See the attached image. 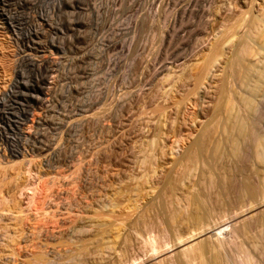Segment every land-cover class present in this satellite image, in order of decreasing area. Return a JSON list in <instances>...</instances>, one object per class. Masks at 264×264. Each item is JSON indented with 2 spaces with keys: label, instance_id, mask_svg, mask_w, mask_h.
<instances>
[{
  "label": "rangeland",
  "instance_id": "374dc122",
  "mask_svg": "<svg viewBox=\"0 0 264 264\" xmlns=\"http://www.w3.org/2000/svg\"><path fill=\"white\" fill-rule=\"evenodd\" d=\"M245 2L247 3L246 0H0V201H2L0 204L7 206L3 208L0 205L3 208L0 207V212L6 209V211H11L10 207L14 210L18 207L17 212L23 209L22 214L20 213V222H14L15 224L12 222L10 225L12 230L14 226L28 232V236L21 239L22 241H14L9 246L0 244V264H119V262L131 264L135 259L143 261L142 264H159V260L170 257L174 264H185L181 254L183 248L191 243L196 244L206 240L208 235L200 237L201 234H198V230L197 232L192 231L186 222L163 226L165 217L162 214L163 211L158 213L160 211L158 209L163 210L162 203L167 202L170 198L169 193L171 192L168 193V190L175 185L177 188L181 185L184 189V187L187 188L188 185L198 183L200 180L199 184L202 188V185L208 186L207 182H210L211 178L214 179L215 189H213L215 191L220 182L222 184L233 183L231 187H227V189L230 187V192L225 190L227 185L220 183L221 188H225L222 189L220 196L227 195H223V190L229 192L230 194H228L231 196L235 194L234 198L227 195L230 199L225 196V200L223 197L224 202L220 199L222 197L217 198L221 189L218 188L217 195L215 194L217 190L216 192L213 189L209 191L214 192V196L209 194L210 202L213 200L215 202L207 203L208 209L219 201L216 208L223 204L221 208L216 209L220 213L211 207L215 212H211L213 211L211 210L209 215L214 213L215 216L213 215L214 218H211L212 215H210L209 220L212 219L210 220L213 222L212 224L228 221L232 215L241 213V208H244L245 205L244 202L249 204L250 200L248 201L245 197L244 201L243 197L238 199L241 198L238 196L242 195L237 194L240 193V185L248 180L247 176H253L252 174L255 172L252 167L253 163L249 167L254 172L252 173L250 168L246 167V169L249 168L247 171L252 174L245 172L246 179L241 184L239 179L242 178L241 181H243L245 177L239 178L237 170L232 171L238 176V178L236 177L238 180L235 179L237 182L234 179L232 180L235 182L227 179L229 176L230 178L234 177L231 170L238 167L235 164L241 165L235 159L234 166L232 165L234 157L229 156L227 144H225L228 146H226L227 148L224 145L217 148V150L222 147L226 148L219 151L222 152L220 153L222 154L220 155L221 159L218 158L220 156L217 155L216 146L212 144L213 151L212 148H209L211 146L206 149L208 152L204 155L208 161L206 162L207 167L210 168V172L213 170L211 173L216 174H213L214 176L205 173L209 169L204 168L206 163L201 165L204 162L202 161L205 159L204 156H201L202 159L199 161L201 163L198 162V167L194 162L193 167L199 168H195V170L192 167L196 172H193L189 162L195 153L193 150L196 149L195 144L199 140L198 136L201 135L203 126L208 123L206 118L209 119L214 114L212 110L216 101H213V98L215 97L214 99L218 101V96L215 95L218 93L215 91L219 84L220 74L225 73L226 76L222 74V77L226 78L229 76V80L223 77L221 81L228 80L230 86L235 88L234 92H243L249 87L246 85L247 82L241 81L242 77L246 78L244 73H247L245 67H247L246 64H249V60L246 59L248 61L246 62L244 56L242 58L239 55L241 54L239 51L247 39L243 35L244 33L241 35L242 32H239L238 35H235L233 31L236 29H231L236 27L234 26L236 19L238 22L239 17H243L240 12L242 9L244 12L246 11L244 10L247 7ZM93 4L96 9L95 13L89 11L90 7H94L91 6ZM242 14L244 15V13ZM261 55L262 62H264V52H260L259 56ZM16 58H19L17 63H15ZM212 58L214 59L213 67L211 65L208 78L206 77L207 81L210 79L207 83L209 88H206V79H204L205 82L202 80L206 85H200L202 92L197 89L201 92H197L198 96H195L199 101L188 96V100L190 98L192 101L189 100L190 104L186 102L189 108L184 102V106H181L182 103L179 105L176 101L178 97L181 96L180 98L184 100L185 97L187 99L184 94L188 90L190 93L196 92L192 86L197 84V77L201 75L206 62ZM235 58L240 63H242L241 61L246 63H242L244 69L240 67L241 64ZM179 59L181 61L177 62L176 60ZM259 59L260 57L253 60L254 62L252 61L256 64V69L259 67ZM34 61H39L42 70L36 67ZM230 61L231 63L237 61V65H227ZM259 62L261 61L259 60ZM181 63H183L181 65L183 67L180 66ZM235 65L238 69L240 67L242 72L236 71L237 68L231 69ZM261 65L264 63H261L260 67ZM165 66L167 69L171 66V70L165 69ZM164 70L165 72H163ZM232 70L243 74V76L236 74L237 77L233 74L235 71ZM155 71L160 72L156 73ZM182 71L184 73L181 74ZM228 71L229 73L233 72L231 78L234 81L230 79ZM175 72L183 75L184 79L178 75L182 79H180L181 82L178 80L180 83L176 79L178 77ZM173 74L176 75H174L175 80L172 79ZM211 74L214 75V80ZM168 75L170 77H167ZM186 75L188 80H185ZM163 76L177 81L176 85L171 81L173 83L170 86L175 87H170V89L168 84L170 80H166ZM240 76L242 77L239 78ZM190 77L191 79H189ZM45 78L48 80V85H45ZM238 78L243 84H238V80L235 82ZM161 80L166 81L168 85ZM183 80H185L184 83ZM212 81L218 82L214 83V86L216 85L214 88L210 87ZM232 82L241 88L243 86L247 88H242L240 91V87H237L236 84L231 85ZM177 86L178 90L181 87L184 89L178 91ZM172 88H175L176 92H173ZM171 91L174 95L168 93ZM194 92L191 94L193 95ZM237 92L235 95L238 98H243V95L247 96L248 94V91H245L243 95H240L239 92L237 94ZM165 94L166 96H164ZM172 95L175 101L171 100L173 99ZM168 101L174 103L171 104ZM178 101L180 103V100ZM211 101L214 102H212L213 106L208 105V102L211 104ZM175 103L183 109L186 106L188 110H186L187 108L184 110L187 113L179 106L178 110H180L174 112L173 110L177 107H172V105ZM191 103H196V106H190ZM201 103H204L202 106L207 105L204 107L206 110L201 106ZM90 106L91 108H89ZM181 110L184 112L183 117L181 113H179L180 116L178 115ZM187 115L191 118L189 119ZM196 115L198 116L196 117ZM207 115L208 117H206ZM180 119L186 121L185 125ZM209 120L212 121L213 117ZM191 123L196 125L193 127ZM179 127L182 128L181 131ZM199 128H201L200 132H198ZM217 133L220 134V132ZM212 138H215L214 135ZM217 138L213 140L217 142ZM210 140L209 142L213 141ZM221 140L223 138L219 141L221 142ZM209 142L206 144L210 145ZM221 144H224L223 141ZM16 147L23 155L16 154L14 151ZM190 152L192 155L189 160ZM213 152H216L215 156H217H213L217 159L212 156ZM251 152L249 150L247 154L252 157ZM206 155L215 160L206 157ZM199 158L195 160L198 161ZM192 160L194 161V159ZM149 162L152 165H148ZM151 166L152 168H150ZM200 169L201 172L205 171L203 174L206 177L208 175L207 178L201 177L204 175H201ZM150 172L152 175L149 174ZM225 174L226 177L228 175L227 178L224 177ZM262 174L256 173L254 177L257 179L256 176L261 175L260 177H262ZM222 176L227 179H225L226 182H230L226 183L225 180L220 179ZM251 179L253 178H249L248 181L252 182ZM204 181H207L205 182L207 184ZM142 182L146 184L147 189L151 186L152 194L151 191L143 190ZM139 183L141 186L138 185ZM147 184H150L149 187ZM193 184L190 185V188L188 187L190 190ZM196 186H194L195 191L192 188L193 192L191 191V193L201 191ZM233 186L236 187V190L233 189L234 191L232 190ZM139 188L143 192H139L141 197L137 194L138 198H142L136 200H139L138 203L135 201L137 197L134 199L137 196H134V192H137ZM186 188L181 191H186ZM34 189L37 191L33 192ZM189 189L187 191L190 192ZM203 189L207 190L208 187ZM32 192L36 194V203L34 202L35 204L33 203L30 207L31 204L29 205L26 200H29ZM144 192H150V194L148 193V196L146 193L145 196L141 195ZM165 192L169 198L165 194L162 195ZM160 194L163 198L166 196L165 200L167 201L161 203V200L164 199H161L162 196L160 198ZM213 197L219 201L217 200V202ZM236 197H238L237 200H235ZM111 198L116 201L118 199V201ZM143 198L150 199L145 201ZM129 200H134L138 206L131 204ZM150 200L152 204L154 201L155 205L158 201V205H156L159 206L158 209H153L155 205L150 207ZM232 200L238 201L236 204L241 208L236 207ZM240 200H242L241 203ZM109 201L111 202L109 203ZM141 201L150 205L143 204ZM128 202H130L129 206L132 205L130 210L127 209L129 208ZM254 202L250 203V205L252 204L251 208L246 204V208L242 212L248 211L247 207L251 210L255 205ZM119 203L121 204L119 205ZM140 203L145 206L142 207L139 205ZM27 204L30 208L27 207ZM14 205L17 207L14 208ZM118 208V213H115ZM149 208L150 210H148ZM133 209L136 211L140 209L144 212L148 210L151 212L150 217H148V212L144 213L139 210L140 213L138 211L136 213ZM152 209L153 211H151ZM223 209L224 211H222ZM231 209H235L236 213L231 215ZM152 212H155L159 217L155 218L157 216ZM140 214H147V218L144 215L145 219ZM137 218H143V220ZM116 225L117 227L118 225L122 226L121 241L118 243L120 248H123L120 249L121 255L118 254L119 252H116L117 254L106 252L104 255L91 244V246L88 244V248L85 250H82V247L79 248L80 244L88 242L87 239H93L91 237L98 231H104L106 235H110ZM72 229L79 230L74 233ZM80 230L84 232L80 233ZM163 233L166 234L165 237L170 242L169 252H163L151 261L149 259L151 257L150 244L154 241L157 245L158 237ZM191 233L194 234V237L188 239ZM176 234L181 236L182 241L173 245L180 241L175 239ZM163 264H168V262L165 261Z\"/></svg>",
  "mask_w": 264,
  "mask_h": 264
},
{
  "label": "bare ground",
  "instance_id": "6f19581e",
  "mask_svg": "<svg viewBox=\"0 0 264 264\" xmlns=\"http://www.w3.org/2000/svg\"><path fill=\"white\" fill-rule=\"evenodd\" d=\"M197 1V0H196ZM247 1V3L245 4V6H247V7H245V8H247V9H245L244 8V10H246L245 12L243 11V9H242V12H240V14L243 16V17H241L240 15V17H239V21L237 22V20L238 19H236V25H234V26H236L235 28H231V29H236L237 31H238V33H237V31L235 30V31H233L234 33H235V35H238L239 34V32L241 33V35L243 34L245 37H246V39H247V41H246V43L243 45V47L240 49V53L241 54H239L242 58H243V56H244V61H246V59L247 60H249V62L248 61H246V62H248L249 64H246L245 62H243V61H241L242 63H245L246 64V66L247 67H245L246 69H247V73H244V75H246L245 77L247 78H244V77H242L243 76V74H238L239 72H236V71H241L240 69L241 68H243L244 69V67H242V63H240L236 58V60L238 61V63L239 64H241V68L239 67V69L237 68V61L236 62H232L231 63V61L229 62V64H227V65H230V64H236L235 65V67H231V69L232 68H237V70L235 71V70H232V71H235L234 73L233 72H230L229 73V71L227 72V73H229L230 74V79H232L231 77V74L233 73V74H238V76L239 75H242V76H240L239 78H241L242 77V79H241V81L243 80V81H245V83L247 82V87H248V85H249V87L247 88L246 86H245V88H247V90H245V91H248V94H247V96L246 95H243V93L245 92V91H243V92H239V94L240 95H243L244 97L242 98V97H237L236 95H235V92H237V91H235L234 92V90H235V88H233V87H231L230 86V83H229V76L226 78L225 76H226V74L225 73H222L223 75L225 74V76H223V77H225L226 79H228V80H222L221 81V78H223L222 77V74H220L221 75V77H219V84H217L218 82H213L212 81V84H211V82H210V87L211 88H214V87H216V85L214 86V83L215 84H217V90L215 91V92H217L218 93V95L217 94H215V92L213 91V93L216 95V96H218V101L216 100V99H214L213 98V101L215 100L216 102H215V104H214V109L212 110L213 111V115H212V117H213V120L212 121H210L209 119L211 118L212 119V117H210L209 119L208 118H206L207 119V121H208V123H206L205 125L206 126H203V129L201 130V128H199V131L198 132H200V130H201V132H200V136H198V139L199 140H197L196 142H197V144H195L196 146V149L195 150H193L195 153H193V158L192 159H194V161L191 159V152L189 153V160H190V162H189V164L191 163V168L193 167V165L195 164L194 162H196V165L195 166H197L198 165V162L199 161H201V156H204V158H205V155L204 154H207L206 152H208V150L206 151V149H208V146H211V147H209L210 149L212 148V151H213V149H214V147H213V145L214 146H216L215 148V150H216V152L218 151H221V150H224V149H226L228 146H229V149H227L228 150V152H229V156L231 155L232 157H234L233 158V160H232V165H233V163H235V161L237 162V163H240L241 165L239 166V164H235V165H237L238 167H234V168H238L239 169V171H238V169H234V168H232V170H231V172L232 171H235V170H237V172H238V176H239V178L240 177H245L244 179H243V181H241V179L242 178H240L239 179V181H240V183L241 182H244L245 181V179H246V173L245 172H247V174L249 173L247 170H249V166H250V164L251 163H253V165L255 166H253L252 165V167L254 168V170H255V172L259 175V174H262L263 172H264V65H261V67H260V64L262 63H264V62H262V59H263V57H262V55L261 56H259V54H260V52H264V0H246ZM189 2V1H188ZM197 3V2H196ZM199 3V2H198ZM197 3V4H198ZM91 6H94V4L93 5H91ZM72 8V7H71ZM185 8V7H184ZM183 9V8H182ZM96 9H95V6L94 7H90V10L89 11H91V12H94ZM9 11V10H8ZM182 11V10H181ZM191 11V10H190ZM81 13V12H80ZM88 13V12H87ZM95 13V12H94ZM242 13H244V15L242 14ZM28 14V13H27ZM97 15V14H96ZM80 16V15H79ZM82 20V19H81ZM80 20V21H81ZM96 21V20H95ZM10 22V21H9ZM34 22V21H33ZM79 22V21H78ZM94 23V22H93ZM101 24V23H100ZM85 26V25H84ZM106 26V25H105ZM95 27V26H94ZM111 28V27H110ZM70 31V30H69ZM108 31V30H107ZM76 32V31H75ZM110 32V31H109ZM167 33H169L168 31H166ZM233 33V34H234ZM95 35V34H94ZM52 40H54V39H52ZM123 42V41H122ZM245 42V41H244ZM116 46V45H115ZM114 46V47H115ZM21 49V48H20ZM15 50V49H14ZM57 54V53H56ZM216 54H218V53H216ZM215 54V55H216ZM178 55V54H177ZM237 55H238V53H237ZM238 55V56H239ZM15 57H16V55H14ZM21 56V55H20ZM37 56V55H36ZM239 56V57H240ZM260 57V61L261 62H259V60H258V64H259V67L256 69L255 67H256V64H254V63H252V61L253 60H256L257 58H259ZM264 56V55H263ZM22 57H24V56H22ZM240 57V58H241ZM173 58H175V57H173ZM180 58V57H179ZM216 58V57H215ZM217 58H218V56H217ZM238 58V57H237ZM241 58V59H242ZM256 58V59H255ZM19 59V58H18ZM17 58L15 59V63H17V61L19 62V60H18ZM30 59V58H29ZM157 59V58H156ZM235 59H233V60H235ZM239 59V58H238ZM241 59H239V60H241ZM28 60V59H27ZM211 60V61H210ZM250 60H251V62H250ZM173 61V60H172ZM177 62H179V61H181L180 59L179 60H176ZM213 61H214V59L212 58V59H209V61H207L206 62V64H205V67L203 68V70H202V72H201V75L199 76V77H197V84H196V82H194L196 85H194V83H193V85L194 86H192V88H194L195 90H196V92H194V91H192V90H194V89H190L192 92L191 93H193L194 92V94L192 95L191 93H190V91L188 90V92L186 93V94H184V96H187V99H186V97L184 98V100H183V98L181 99L180 97H178V99H176V101L178 102V104L180 105L181 103L183 104V102L186 104V106H188V108H189V105L188 104H190V103H188L189 102V100L191 101V99L189 98V100H188V96L189 97H191L192 99H194L195 98V100L197 101V99H196V97L195 96H198V94H197V92H202V89H200L201 88V86L200 85H203V84H205V83H203V81L205 82V80L204 79H206V77L208 76V72L211 70V65H212V67H213ZM218 61V59L216 60V62ZM264 61V60H263ZM39 62V61H38ZM38 62H35L34 61V64L36 65V67H39L40 68V64L38 63ZM93 62V61H92ZM157 62V61H156ZM216 62H214V64H216ZM254 62V61H253ZM15 63H12V64H14L15 65ZM33 63V62H32ZM90 63V62H89ZM11 64V63H10ZM88 64V63H87ZM91 64V63H90ZM164 64V63H163ZM165 64H166V61H165ZM172 64V63H171ZM179 64V63H178ZM238 64V65H239ZM41 65H42V63H41ZM154 65V64H153ZM169 65V64H168ZM176 65H177V63H176ZM181 65H183V63H181L180 64V66ZM255 65V66H254ZM17 66V65H16ZM44 66V65H43ZM188 66V65H187ZM225 66V65H224ZM232 66H234V65H232ZM22 67V66H21ZM107 67V66H106ZM171 67V66H170ZM169 67V69H167V67L165 66L164 68L165 69H167V70H171V68ZM172 67H174L173 65H172ZM177 67H179V66H177ZM181 67H183V66H181ZM228 67V66H227ZM31 68V67H30ZM38 68V69H39ZM185 68V67H184ZM187 68V67H186ZM185 68V69H186ZM229 68V67H228ZM38 69H36V70H38ZM44 69V68H43ZM114 69V68H113ZM174 69V68H173ZM172 69V70H173ZM175 69H176V67H175ZM174 69V70H175ZM179 69V68H178ZM242 69V70H243ZM245 69V70H246ZM14 70V69H13ZM40 70H42L41 68H40ZM110 70V69H109ZM244 70V72H246ZM32 71V70H31ZM180 71H181V69H180ZM180 71H179V73H180ZM183 71H184V69H183ZM181 72V74L182 73H184V72ZM226 71H227V69H226ZM225 71V72H226ZM231 71V70H230ZM85 72V71H84ZM156 72V71H155ZM160 72V71H159ZM159 72H156V73H159ZM163 72H165V70L163 71ZM174 72V71H173ZM242 72V71H241ZM106 73V72H105ZM171 73H172V71H171ZM176 73V72H175ZM22 74V73H21ZM91 74V73H90ZM166 74V73H165ZM168 74V73H167ZM177 74V76L175 75V74H173V77H174V75L176 76V77H178V73H176ZM185 74H187V73H185ZM213 74V73H212ZM211 74V75H212ZM229 74H227V75H229ZM25 75V74H24ZM159 75H161V74H159ZM169 75H170V73H169ZM167 76V77H170V76ZM28 76V75H27ZM98 76V75H97ZM172 76V75H171ZM190 75L188 74V77H189ZM216 76V75H215ZM234 76V75H233ZM237 76V75H236ZM236 76H234V77H236ZM237 76V77H238ZM34 77V76H33ZM164 78H165V76H163ZM163 77H161L162 79H164ZM172 77V79H174L175 80V78L176 77H174L173 78ZM179 77H181V78H183V75H179ZM178 77V78H179ZM186 77H187V75H186ZM188 77L187 78H185V80L187 79L188 80ZM214 77V75H212V78ZM236 77V78H237ZM32 78V77H31ZM47 78V77H46ZM45 78V85H48L49 83H48V80ZM98 78V77H97ZM176 78L177 79V81L178 80H180L181 78ZM208 78V77H207ZM236 79L235 80V82L238 80L239 81V83L238 84H243V83H241V81H240V79ZM42 79V78H41ZM166 80L168 79V80H170V83L168 82V84H169V88L170 87H175V86H170V84L172 85V83L174 84V85H176L177 83V81L175 82L174 80H172L171 78L169 79V78H165ZM164 79V80H165ZM184 79V78H183ZM189 79H191V77L189 78ZM216 79V80H217ZM245 79V80H244ZM12 80V79H11ZM162 81V82H166V81ZM182 80V79H181ZM181 80H180V82H181ZM185 80H183V83H184V81ZM203 80V81H202ZM210 80V79H209ZM208 80V81H209ZM212 80V79H211ZM213 80H214V78H213ZM215 80V81H216ZM217 80V81H218ZM233 80V79H232ZM13 81V80H12ZM34 81V80H33ZM171 81H173V82H171ZM206 81H207V79H206ZM206 82V84L207 83H209V82ZM220 81H221V83H220ZM228 81V82H227ZM234 81V80H233ZM242 81V82H243ZM248 81H249V83H248ZM41 82V81H40ZM162 82H161V84H162ZM179 82V81H178ZM179 82V83H180ZM235 82H232L231 83V85L234 83V84H236ZM150 84V83H149ZM167 84V82H166V85H168ZM205 84V85H206ZM184 85V84H183ZM191 85V84H190ZM204 85V86H205ZM212 85H213V87H212ZM237 85V84H236ZM7 86V85H6ZM9 86V85H8ZM161 86V85H160ZM178 86H181V85H178ZM177 86V90H178V87ZM200 86V87H199ZM204 86H202V87H204ZM233 86V85H232ZM150 87V86H149ZM164 87H166L165 86V84H164ZM163 87V88H164ZM187 87V86H186ZM185 87V88H186ZM237 87H240V91H242V88L243 89H245L244 88V86L241 88V86H238L237 85ZM236 87V88H237ZM142 88V87H141ZM206 88H209V86H208V84H207V86H206ZM210 88V89H211ZM7 89V88H6ZM16 89V88H15ZM165 89V88H164ZM171 89V88H170ZM172 89H174V91L173 92H176L175 91V88H172ZM181 89L183 90L184 88L183 87H181ZM181 89H179L178 91H180ZM187 89V88H186ZM189 89V88H188ZM197 89H200V91H198ZM237 89H239V88H237ZM236 89V90H237ZM5 90V89H4ZM167 90V89H166ZM165 90V91H166ZM213 90V89H212ZM168 91V90H167ZM177 91V92H178ZM210 91V93H212L211 92V90H209ZM4 92V91H3ZM185 92V91H184ZM200 92V93H201ZM238 92H237V94H238ZM53 93V92H52ZM167 93V92H166ZM169 94L171 93V94H173L174 95V93H172V91L171 92H168ZM190 94V95H187V94ZM200 93H199V96H200ZM209 93V94H210ZM242 93V94H241ZM178 94V93H177ZM181 94V93H180ZM180 94H178V95H180ZM213 94V95H214ZM127 95V94H126ZM172 95V96H173ZM208 95V94H207ZM249 95V96H248ZM54 96V95H53ZM164 96H166V94L164 95ZM170 96V95H169ZM169 96H167V97H169ZM183 95H182V97H184ZM246 96V97H245ZM201 97V96H200ZM208 97V96H207ZM210 97V96H209ZM208 97V98H209ZM205 98H206V96H205ZM167 99V98H166ZM171 99V98H170ZM198 99H199V97H198ZM211 99H212V96H211ZM165 100V99H164ZM168 100V99H167ZM171 100H173V101H175V98H174V96H173V99H171ZM178 100H180V103H179V101ZM185 100H187V101H185ZM166 101V100H165ZM199 101V100H198ZM197 101V102H198ZM213 101H211V104H210V102H208L209 104L208 105H212V102ZM44 102V101H43ZM120 102V101H119ZM168 102H170V101H168ZM188 104H187V103ZM192 102V101H191ZM193 102H195V101H193ZM196 102V103H197ZM202 102H204V101H202ZM205 102H207V101H205ZM204 102V103H205ZM171 104H173L172 103V101L170 102ZM196 103H191L192 105H190V106H196L195 104ZM204 103H201V106L204 104ZM214 103V102H213ZM91 104V103H90ZM181 104V106H184V104L182 105ZM198 104V103H197ZM49 105V104H48ZM93 105V104H92ZM165 105H167V104H165ZM178 105V106H179ZM28 106V105H27ZM93 106H95V105H93ZM173 106H176L177 108H173L174 110V112H175V110L177 111L178 110V106H177V104L175 103V105H172V107ZM185 106V108L184 109H186L187 107ZM198 106V105H197ZM201 106H199V107H201ZM207 105H205V106H202L203 108L204 107H206ZM209 106V107H210ZM213 106V105H212ZM48 107V106H47ZM166 107V106H165ZM165 107H163V109L165 108ZM167 107H168V105H167ZM171 107V108H172ZM208 107V108H209ZM89 108H91V106L89 107ZM179 108L180 109H183V107L181 108L180 106H179ZM188 108L186 109V110H188ZM213 108V107H212ZM46 109V108H45ZM179 109V110H180ZM183 109V111H185ZM193 109V108H192ZM196 109V108H195ZM200 109V108H199ZM205 110H206V108H204ZM209 109H211V108H209ZM165 110V112H166V109H164ZM163 110V111H164ZM178 110V111H179ZM191 110V109H190ZM201 110V109H200ZM44 111V110H43ZM83 111V110H82ZM88 111V110H87ZM182 110H181V112H178V115L180 116V114L179 113H181V116L183 117V112ZM192 111V110H191ZM203 111V110H202ZM201 111V112H202ZM210 111V110H209ZM186 112V111H185ZM173 113V112H172ZM187 113V112H186ZM193 113V112H192ZM196 113V112H195ZM199 113V112H198ZM209 113H211V112H209ZM36 114V113H35ZM177 114V112L175 113V115ZM34 115V114H33ZM185 115V114H184ZM199 115H201V114H199ZM203 115H205V114H203ZM210 115V114H209ZM178 116V117H179ZM188 117H189V115H187ZM198 115H196V117H197ZM84 117V116H83ZM176 117H177V115H176ZM181 117V118H182ZM195 116H194V118H196ZM206 117H208V115L206 116ZM87 118V117H86ZM163 118V117H162ZM172 118V117H171ZM180 118V117H179ZM187 118V117H186ZM191 117H189V119H190ZM193 118V119H194ZM199 118V117H198ZM197 118V119H198ZM202 118V117H201ZM204 118V117H203ZM90 119H93V118H90ZM173 119V118H172ZM183 119V118H182ZM182 119H180V120H182ZM175 120V119H174ZM196 120V119H195ZM201 120V119H200ZM205 120V119H204ZM183 121V120H182ZM192 121V120H191ZM194 121V120H193ZM210 121V122H209ZM40 122V121H39ZM46 122V121H45ZM178 122H180L179 120H178ZM184 122V121H183ZM197 122L198 123H200L198 120H197ZM33 123H34V120H33ZM77 123V122H76ZM185 123H186V121L184 122V125H185ZM195 123V122H194ZM192 124V123H191ZM202 124V123H201ZM200 124V125H201ZM174 125H176V124H174ZM182 125V124H181ZM183 125V126H184ZM196 124H192V126L194 127ZM200 125H198V126H200ZM17 126V125H16ZM202 126V125H201ZM200 126V127H201ZM62 127V126H61ZM172 127H173V125H172ZM182 127V126H181ZM185 127V126H184ZM162 128V127H161ZM180 128V127H179ZM187 128H189V127H187ZM187 128H183V129H187ZM196 128V127H195ZM194 128V130H196ZM31 129V128H30ZM36 129V128H35ZM176 129V128H175ZM181 129L182 128H180V131H181ZM31 130H33V129H31ZM188 130V129H187ZM186 130V131H187ZM191 130V129H190ZM40 131V130H39ZM29 132V131H28ZM192 132V131H191ZM198 132H197V134H198ZM217 132H220V134H218ZM186 133V132H185ZM217 133V134H216ZM32 134V133H31ZM161 134V133H160ZM193 134V133H192ZM187 135V134H186ZM213 135H214V137L216 138V137H218L216 140H217V142H215V140H213V139H215V138H212L213 137ZM215 135H217V136H215ZM13 136V135H12ZM21 136V135H20ZM31 136V135H30ZM157 136V135H156ZM189 136H190V131H189ZM219 136H222L221 138H223V140H221V142L219 141L221 138L219 137ZM153 137H154V135H153ZM210 138H211V140H210ZM220 138V139H219ZM219 139V140H218ZM209 140L210 141H214L215 143H212V142H209ZM9 141V140H8ZM222 141H223V143L224 144H221L220 145V143H222ZM209 142V144L210 145H208V144H206V143H208ZM220 142V143H219ZM156 143H158V142H156ZM213 144V145H212ZM217 144V145H216ZM225 144H227V145H225ZM12 145V144H11ZM160 145V144H159ZM207 145V146H206ZM220 145V146H219ZM227 146L226 148H224L223 149V147L220 149V150H217V148L218 147H221V146ZM157 146V145H156ZM158 149V148H157ZM210 149H209V155H210ZM219 149V148H218ZM41 150H43V149H41ZM214 150V151H215ZM252 151L250 154H252V157H251V155L250 156H248V154H247V151ZM15 152H16V154L19 156H21V155H23V153H21V151H20V149H18L17 147H16V149L14 150ZM197 151V152H196ZM211 151V152H212ZM14 152V153H15ZM44 152V151H43ZM216 152H213V153H211L212 154V156L214 155L215 156V154H216ZM217 152V155L218 156H220V155H222V154H220V153H222V152H219L218 153ZM224 152V151H223ZM230 153H232V154H230ZM15 154V155H16ZM32 154V153H31ZM226 154H227V152H226ZM225 154V155H226ZM17 155H16V157H17ZM216 155V156H217ZM224 155V154H223ZM6 156V155H5ZM198 156V157H197ZM213 156V157H214ZM215 156V157H216ZM228 156V157H229ZM7 157V156H6ZM9 157V156H8ZM200 157V158H199ZM206 157H210V156H208V155H206ZM213 157L211 158V159H213ZM214 157V158H215ZM223 157V156H222ZM11 158H13V157H11ZM146 158H150V157H146ZM146 158H144V159H146ZM196 158H199L200 160H198V161H196L195 159ZM209 158V159H210ZM218 158H220L221 159V156L220 157H218ZM249 158H252L251 160L249 159ZM158 159V158H157ZM215 159H217V158H215ZM215 159H213V160H215ZM234 159H235V161H234ZM24 161V160H23ZM147 161V160H146ZM149 161H150V159H149ZM151 161H152V159H151ZM154 161H156V160H154ZM202 161H204V162H199V163H201V165L203 166L204 165V163H206V162H208L207 160H206V158L205 159H203ZM210 161V160H209ZM234 161V162H233ZM27 162V161H26ZM29 162V161H28ZM31 162V161H30ZM143 162V161H142ZM148 162V161H147ZM153 162V161H152ZM150 163V164H149ZM149 163H147L148 165H154L155 166V164H154V162L151 164V162H149ZM140 164V163H139ZM142 164V163H141ZM140 164V165H141ZM157 164V163H156ZM159 164V163H158ZM160 165V164H159ZM200 165V164H199ZM248 165V166H247ZM146 166V165H145ZM193 167L194 169L196 168V167ZM202 166H200V167H202ZM208 165H207V163L204 165V168L205 167H207ZM234 166V165H233ZM144 167V166H143ZM149 167V166H148ZM156 167H158V166H156ZM160 167V166H159ZM198 167V166H197ZM246 167H249L248 169H246ZM30 168V167H29ZM141 168V167H140ZM150 168H152V166L150 167ZM149 168V169H150ZM192 168V169H193ZM208 168V167H207ZM252 168V169H253ZM257 168V169H256ZM194 169H193V172H196V171H194ZM196 169H199V168H196ZM195 169V170H196ZM209 170L208 171H204L205 173H207V174H211L212 176H214V175H216V174H212L211 172L213 171H211L210 172V168H208ZM234 169V170H233ZM144 170H145V168H144ZM143 169H141V171H144ZM155 170H156V168H155ZM250 170H251V168H250ZM146 171H147V169H146ZM145 171V172H146ZM152 171V170H151ZM154 171V170H153ZM199 171V170H198ZM228 172H229V170H227ZM144 172V173H145ZM191 172H192V170H191ZM200 172H201V169H200ZM204 172H201V175H204V176H201V177H205V178H207L208 177V175H207V177H206V175L205 174H203ZM226 172V171H225ZM231 172H230V174H231ZM251 172L253 173L254 171L253 170H251ZM254 172V173H255ZM262 172V173H261ZM144 173H142V174H144ZM148 173V172H147ZM152 173H155V172H152ZM233 173V172H232ZM252 173H249V174H252ZM252 174L251 176L252 177H249V176H247V179L249 180V178H253L254 179V181H255V183H254V181H253V179H251L252 180V182H250V181H248V180H246L245 182H244V184L243 185H240V186H238V187H240V193H236L237 195H239V194H241L242 196H238V197H241V198H238V197H236L235 198V200H237V198L238 199H242V197H243V201H244V197H245V199L247 198V200L249 201L250 200V202H249V204H247V202L245 201L244 202V204L242 203V207H243V205H244V208H241V207H238V201L236 202L235 200L233 201V203H234V205H236V207H238V208H241V210L243 211V210H245V208H246V204L247 205H250V203H252L253 204V202H254V207L251 209V210H249L252 206V204L249 206V207H247L248 208V211L246 210V212L245 213H243L240 209H238V208H235V207H233V208H235V209H238L239 211H241V213H239L238 215L236 214V215H232V213H236L235 211V209L234 210H232V211H230V213H231V215H232V217H229L230 219L228 220V221H220V222H216V223H214V224H212L213 222H211L210 220H212V219H210L209 220V216L210 215H212L211 216V218L213 217V215H214V213H212V214H210L209 215V213H210V211L211 210H213V208H211V207H214V209L216 210V209H219V207L221 208L222 206H223V204H221L222 206H219V207H217L216 208V206H218L217 204H219V199H216V197H213V198H215L216 199V201L218 202L217 204H215L214 206L212 205L209 209H208V207H207V203L208 204H212V202L214 201L213 200V198H212V202H210L211 201V196H214V192H216V190H217V192L215 193L216 195H217V193H218V188L219 189H221L220 190V192L218 193V196H217V198L220 196V195H222V194H220L221 193V191H222V189H225V188H221L222 186H220V183H218L220 180L219 179H215V180H219L218 182H216V183H218V185L220 186H217L218 188L214 191V189H215V187H214V179H209V181L210 182H207V181H204V183L205 182H207V183H209L208 184V186L207 185H205V187H204V185H202L203 187L202 188H200V180L198 181V183H194V184H196L197 186H198V184H199V188L201 189V191H196L195 193H191V191L193 192V190H192V188L194 189L195 187L194 186H196V185H194L193 183V187L191 188V190L189 189L190 188V185L192 186V184H190V185H185V184H182V185H185V186H187V188L186 187H184V189L186 188V191H181V190H184V189H182V187L183 186H181V185H179L178 187L179 188H177L176 186L177 185H175V186H173V185H171V186H173V187H170L171 189H169L168 190V193L169 192H171V193H169L168 195H169V197L166 195V193L167 192H165V193H162V195L163 194H165L166 196H167V198H169L168 199V201L167 200H165V198H166V196H165V198H163V196L160 194V198H161V196H162V198L161 199H164V200H161V203H162V201H167V202H165V203H162V205H163V210H161L160 208L158 209V207L156 206V205H158L157 203H158V201H157V203H156V205H155V203H154V201H152L153 202V204L151 203V200L149 201L150 203H151V205H150V207L151 206H153V205H155L154 206V208L153 209H155V208H157L158 210H160L158 213L160 214V212L161 211H163L162 212V214H164V217H165V222H164V224H163V226L165 225V226H167V225H169V226H172V225H174V224H178V223H182V222H186V223H188L189 224V226H190V229L193 231V230H195L196 232H197V230H198V234H201L200 235V237H202L203 235H208V237L206 238V240H204V241H200V242H198V243H191L190 245H188L187 247H185V248H183V250L181 251V254H182V257H183V261L185 262V264H262V263H264V261H262V259H264V174H262L263 176L262 177H258V175L256 176L257 177V179H258V181H256L257 179L254 177L255 176V174ZM146 174V173H145ZM149 174H151V172L149 173ZM196 174H199V173H196ZM196 174H194V175H196ZM217 174H219V173H217ZM221 174V173H220ZM226 174H228L227 172H226ZM226 174H225V176L224 177H226ZM229 174V175H230ZM152 175V174H151ZM233 175H234V177L233 178H230V176L228 177V175H227V179L228 180H232V179H236V180H238L237 178H238V176H237V174H234L233 173ZM245 175V176H244ZM146 176H147V174H146ZM211 176V177H212ZM148 177V176H147ZM217 178H219L218 176H216ZM223 176L222 177H220V179H222L223 181L226 179V178H224ZM237 177V178H236ZM224 178V179H223ZM226 179V180H227ZM256 179V180H255ZM205 180V179H204ZM226 180H225V182H226ZM235 180V181H236ZM233 181V180H232ZM231 181V182H232ZM235 181H233V182H235ZM260 181V182H259ZM145 183H146V180L144 181ZM148 182V181H147ZM228 183L230 182V181H227ZM226 182V183H227ZM237 182V181H236ZM256 182H257V184H256ZM143 183V182H142ZM145 183H143V190L145 191H151V186H150V190L149 189H147V187H146V184ZM201 183H203V182H201ZM207 183H205V184H207ZM240 183H238V184H240ZM144 184H145V187H146V189H144L145 187H144ZM222 184V183H221ZM225 184V183H224ZM224 184H222V185H224ZM242 184V183H241ZM138 185H140L141 186V184L139 183ZM148 185V184H147ZM150 185V184H149ZM149 185H148V187H149ZM227 185V186H226ZM231 185H233V183L231 184V183H229V184H225V186H226V189L225 190H230V187H231ZM235 185V184H234ZM196 186V187H197ZM228 186H230L229 187V189H227V187ZM236 186V185H235ZM189 187V188H188ZM208 187V191L207 190H205V189H203V188H207ZM238 187H237V189H238ZM38 188V187H37ZM137 188H138V186H137ZM136 188V189H137ZM141 188V187H140ZM140 188L138 189V191L137 192H134V196L135 195H139L140 193H141V191L143 192V190H140ZM214 188V189H213ZM236 187H232V190L233 189H235ZM32 189V188H31ZM39 189V188H38ZM187 189H189L190 190V192L189 191H187ZM196 189V188H195ZM195 189H194V191H195ZM211 189H213V193H211V192H209ZM198 190V189H197ZM203 190V191H202ZM225 190H223L224 192H223V195L224 194H227L228 196H231V195H229L230 193V191L229 192H227V191H225ZM236 190V189H235ZM33 191V190H32ZM37 190L36 189H34V191L33 192H36ZM136 191V190H135ZM180 191V192H179ZM207 191V192H206ZM212 191V190H211ZM234 191V190H233ZM31 192V191H30ZM32 192V193H33ZM140 192V193H139ZM226 192V193H225ZM146 192H144V194L142 193L141 195H146L147 194V196L150 194V192H147L146 194H145ZM149 193V194H148ZM207 193V194H206ZM229 193V194H228ZM234 193V192H233ZM151 194H152V191H151ZM209 194H212L211 196L209 195ZM220 194V195H219ZM232 194V193H231ZM35 193H33L32 195H30L29 196V200L27 199L26 201H28V203H29V205H30V207H32V204L35 202ZM138 195L137 196H135L134 197V199H135V201L137 200V199H142V198H138ZM227 195H224L223 197L225 198V200H226V197H227ZM235 195V194H234ZM233 194H232V196L231 197H233L234 196ZM151 196H153V195H151ZM226 196V197H225ZM143 197V196H142ZM159 197V196H158ZM220 197H222V196H220ZM223 197L222 198H220V199H222L223 200V202H224V199H223ZM11 198V197H10ZM148 198V197H147ZM227 198H229V197H227ZM234 198V197H233ZM232 198V199H233ZM3 199V198H2ZM112 200H114V201H116L115 199H113V198H111ZM111 199H109V200H111ZM121 199V198H120ZM143 199H145V198H143ZM150 199V198H149ZM148 199V200H149ZM159 199V198H158ZM230 199V198H229ZM13 200V199H12ZM111 200V201H112ZM139 200L138 201H136V202H138L139 203ZM148 200H146L145 199V201H148ZM242 200H240L239 202L241 203V201ZM7 201V200H6ZM15 202H16V199L14 200ZM19 201V200H18ZM111 201H109V203L111 202ZM117 201H118V199H117ZM116 201V202H117ZM130 202H131V204H136L135 203V201L134 200H129ZM134 201V202H133ZM144 201V202H145ZM228 201V200H227ZM259 201V203L257 204V202ZM1 203H2V201H0ZM3 202H4V200H3ZM8 202V201H7ZM13 202V201H12ZM115 202V203H116ZM122 202V201H121ZM130 202H128V207L129 208H127L128 210H130V207H132V205L131 206H129V204H130ZM133 202V203H132ZM142 202V201H141ZM160 202V201H159ZM215 202V201H214ZM14 203V202H13ZM18 203V202H17ZM16 203V204H17ZM36 203V202H35ZM34 203V204H35ZM112 203H114V202H112ZM143 203V202H142ZM237 203V204H236ZM8 204V203H7ZM121 203H119V205H120ZM143 204H147L146 202L145 203H143ZM214 204V203H213ZM3 208L5 207H7V206H3V205H5V204H0ZM108 205V204H107ZM117 205V204H116ZM137 205V204H136ZM135 205V206H136ZM139 205H141V203L139 204ZM148 205V204H147ZM148 205V206H149ZM161 204H160V207L162 206ZM234 205H232V206H234ZM0 206V207H1ZM109 206H110V204H109ZM115 206V205H114ZM113 206V207H114ZM134 206V207H135ZM138 206V205H137ZM142 206V205H141ZM145 206V205H144ZM144 206H142V207H144ZM148 206H146L147 208H148ZM1 207V208H2ZM14 208H16L17 206H13ZM27 207H29L28 206V204H27ZM29 207V208H30ZM111 207V206H110ZM109 207V208H110ZM133 207V208H134ZM0 208V209H1ZM2 208V209H3ZM18 208V207H17ZM13 209V208H11L10 207V209H11V211H1L0 212V244L2 243V244H5V246H9V244L10 243H12V242H16V241H20L21 239H23V238H25L26 236H28V232L27 231H25L24 229H20V227L19 228H15L14 226H13V230H12V228H11V225H10V223H18V221L20 222V220H21V214H22V210L21 211H18L17 212V210L18 209ZM20 208V207H19ZM112 208V207H111ZM117 208V207H116ZM120 208V207H119ZM119 208L118 209H116V211L117 210H119ZM135 208H137V207H135ZM146 208V209H147ZM224 208V207H223ZM9 209V208H8ZM14 211H13V210ZM113 209V208H112ZM115 209V208H114ZM141 209V208H140ZM139 209V210H140ZM144 209V208H143ZM153 209L151 210V211H153ZM156 209V210H157ZM20 210V209H19ZM29 210V209H28ZM31 210V209H30ZM33 210H35L36 211V209H33ZM132 210V209H131ZM133 210H135L136 211V209H133ZM139 210H137L138 212H139ZM148 210H150V208L148 209ZM143 211V210H140V211H143L144 213H146V212H148L147 214H148V217H150V214H151V212L150 211ZM157 210V211H158ZM215 210H213V211H211V212H215ZM221 210V209H220ZM27 211V210H26ZM35 211H33V212H35ZM113 211H115V210H113ZM112 211V212H113ZM137 211H136V213H137ZM157 211H156V213H157ZM217 211V210H216ZM222 211H224V209L222 210ZM226 211H228V210H226ZM234 211V212H233ZM133 212V211H132ZM238 212V211H237ZM21 213V214H20ZM115 213H118V211L117 212H115ZM135 213V212H134ZM135 213V214H136ZM140 213V212H139ZM155 216H157V214H155V212H152ZM217 213H220V212H218L217 211ZM222 213V212H221ZM19 214H20V216H19ZM24 214V213H23ZM134 214V215H135ZM142 214V213H141ZM140 214V215H141ZM146 214V215H147ZM158 214V215H159ZM162 214H161V217H162ZM216 214V213H215ZM261 214V215H260ZM145 215V214H144ZM144 215H141L142 217H144ZM145 215V216H146ZM230 215V216H231ZM139 216V215H138ZM153 216V215H152ZM154 216V217H155ZM160 216V215H159ZM159 216H157V217H155V218H158ZM215 216V215H214ZM137 217V216H136ZM145 218V217H144ZM146 218H147V216H146ZM145 218V219H146ZM214 218V217H213ZM137 219H139V220H143V218H137ZM160 219V218H159ZM158 220V219H157ZM14 223V224H15ZM17 227V226H16ZM122 226H119L118 225V227H117V225H116V228L114 227L113 229H114V231L112 230V232H111V234L110 235H106L105 233L106 232H104V231H98L95 235H93L91 238H93V239H87V243L86 242H84V243H82V244H80V246H79V248L80 247H82L81 249L82 250H85V248H88V244L90 245H93V246H96L95 248H97V251L98 252H100V253H102V254H104V255H106L105 253L106 252H108V253H116V252H119L118 254H120V246L118 245V243H119V241H121V239H120V237H121V233L120 232H122L121 230H122V228H121ZM77 228V227H76ZM75 229V228H74ZM81 229V228H80ZM73 230V229H72ZM77 230V229H76ZM76 230H73L74 231V233H75V231ZM79 230V229H78ZM77 230V231H78ZM81 230H84V229H81ZM81 230H80V233H83L84 231H86V230H84V231H82L81 232ZM79 233V232H78ZM77 233V234H78ZM23 235H24V237H23ZM165 233H163V234H161L159 237H158V242H156V244L157 245H155V243H154V241H152L151 242V248H150V255H151V257L149 258L151 261L152 260H154L155 259V257L157 256V255H159V254H161V253H163V252H169V249H170V247H169V244H170V242L167 240V238L165 237ZM194 237V234H190V236H189V238L188 239H190V238H193ZM175 239H179L180 241L179 242H177V243H174L173 245H177V244H179L182 240H181V236L180 235H178V234H176V236H175ZM22 241V240H21ZM123 242L126 244V242H125V240H123ZM189 242V241H188ZM191 242V241H190ZM90 245V246H91ZM172 245V246H173ZM123 249V248H122ZM121 249V250H122ZM159 249H162V250H159ZM80 250V249H79ZM122 252V251H121ZM107 253V254H108ZM117 254V253H116ZM93 255H98V254H93ZM108 255H110V254H108ZM121 255V254H120ZM98 257V256H97ZM106 257V256H105ZM117 257H118V255H117ZM121 257V256H120ZM122 258V257H121ZM119 259V261H120V258H118ZM165 261H167L168 262V264H174L173 263V261H172V259H171V257L170 258H163V259H161V260H159V264H163ZM262 262V263H261ZM128 262H125V263H123V264H127ZM143 263V261H139V260H134V261H132V263L131 264H142ZM119 264H121V262H119Z\"/></svg>",
  "mask_w": 264,
  "mask_h": 264
}]
</instances>
